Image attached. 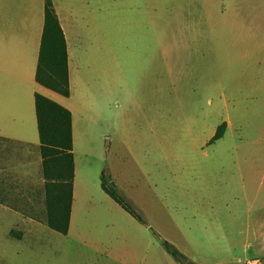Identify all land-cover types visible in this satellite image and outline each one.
I'll use <instances>...</instances> for the list:
<instances>
[{
  "label": "rangeland",
  "instance_id": "1",
  "mask_svg": "<svg viewBox=\"0 0 264 264\" xmlns=\"http://www.w3.org/2000/svg\"><path fill=\"white\" fill-rule=\"evenodd\" d=\"M200 5L103 8V63L83 68L74 85L70 230L43 222L44 187L25 190L10 205L32 219L0 218V264H180L163 240L197 264H264V252L246 246L247 228L264 238V44H247L248 29L221 27L212 9L204 21ZM139 11L147 24L135 22ZM243 85L247 119L211 141L222 95L233 99L234 118ZM101 175L144 223L105 194Z\"/></svg>",
  "mask_w": 264,
  "mask_h": 264
},
{
  "label": "crops",
  "instance_id": "2",
  "mask_svg": "<svg viewBox=\"0 0 264 264\" xmlns=\"http://www.w3.org/2000/svg\"><path fill=\"white\" fill-rule=\"evenodd\" d=\"M200 1L204 21L206 13L212 9L221 27L248 29L244 35L247 44H253L255 39L264 44V0ZM52 2L66 41L70 86L68 97L45 88L35 78L44 26V0H0V218L10 217L18 221L32 219L10 203L15 196L23 197L25 190L29 197L30 190L43 187L45 183L35 111V95L40 94L71 112L74 175L69 232L77 189L75 112L78 106L73 99L74 85L83 68L103 63L100 60L102 56L99 57L102 55V28L106 21L102 10L110 0ZM124 3L133 4L134 0H124ZM152 8L154 6L150 1L149 11ZM136 21L139 25L147 24L140 11L139 16L135 15ZM238 96L245 107L237 109L233 118V99L222 95L219 126L225 124V128L220 138L233 128L236 121L247 119L249 108L246 102L250 95L244 85L239 89ZM246 232L249 237L246 246L264 252L263 236L259 241L251 228H247ZM238 263L263 264L257 258L245 262L238 260Z\"/></svg>",
  "mask_w": 264,
  "mask_h": 264
},
{
  "label": "trees",
  "instance_id": "3",
  "mask_svg": "<svg viewBox=\"0 0 264 264\" xmlns=\"http://www.w3.org/2000/svg\"><path fill=\"white\" fill-rule=\"evenodd\" d=\"M36 81L64 97L70 95L66 41L52 0H44V26L41 36ZM35 111L42 157L45 195L43 222L51 230L66 235L72 205L74 175L71 112L51 99L36 94ZM221 124L211 141L223 135ZM63 165V166H62ZM101 189L138 222L144 219L123 196L117 186L101 175ZM166 252L180 264H197L189 260L167 240L162 241Z\"/></svg>",
  "mask_w": 264,
  "mask_h": 264
}]
</instances>
